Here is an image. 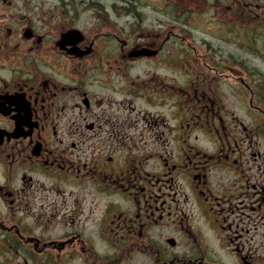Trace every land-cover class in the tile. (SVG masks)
Returning <instances> with one entry per match:
<instances>
[{
  "label": "flooded vegetation",
  "instance_id": "1",
  "mask_svg": "<svg viewBox=\"0 0 264 264\" xmlns=\"http://www.w3.org/2000/svg\"><path fill=\"white\" fill-rule=\"evenodd\" d=\"M0 264H264V0H0Z\"/></svg>",
  "mask_w": 264,
  "mask_h": 264
},
{
  "label": "rangeland",
  "instance_id": "2",
  "mask_svg": "<svg viewBox=\"0 0 264 264\" xmlns=\"http://www.w3.org/2000/svg\"><path fill=\"white\" fill-rule=\"evenodd\" d=\"M40 1H41V4H42L44 7H47V6H48V8H50V0H40ZM53 3H54V0H53ZM2 261H3V263H4V262L9 263V262H10L9 259L3 257V254H2V256L0 255V262H2Z\"/></svg>",
  "mask_w": 264,
  "mask_h": 264
}]
</instances>
